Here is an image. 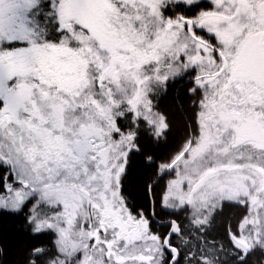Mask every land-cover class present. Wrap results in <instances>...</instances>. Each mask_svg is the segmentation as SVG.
<instances>
[{
  "label": "snow or ice",
  "instance_id": "1",
  "mask_svg": "<svg viewBox=\"0 0 264 264\" xmlns=\"http://www.w3.org/2000/svg\"><path fill=\"white\" fill-rule=\"evenodd\" d=\"M67 7L68 0H0V217L22 214L29 232L20 240L11 225L0 224V264H252L264 256V184L257 182L264 178V141L238 140L230 117L258 114L264 122V72L247 67L248 52L258 42L264 46V0H111L106 19L147 54L134 69L133 96L121 100L113 85L126 90L110 75L111 47L82 14L91 5L77 0L74 16ZM83 37L98 42L104 56L91 46L85 50ZM59 48L79 53L94 70L82 65L81 83L49 71ZM192 69L187 93L195 119L185 128L194 124L202 136L207 109L215 117L216 152L232 157L220 167L240 170L251 187L221 199L216 214L226 207L239 211L225 217L218 232L210 231L207 215L198 219V242L189 248L180 213L191 201L171 208V181L164 182L176 163H158L164 158L143 148L139 130H148L154 145L167 140L170 121L147 85L155 80L164 95L169 81ZM99 97L112 112L107 132ZM196 143L186 141L189 148ZM140 153L149 171L133 195L125 184L132 154ZM48 233L50 241L37 239Z\"/></svg>",
  "mask_w": 264,
  "mask_h": 264
},
{
  "label": "rangeland",
  "instance_id": "2",
  "mask_svg": "<svg viewBox=\"0 0 264 264\" xmlns=\"http://www.w3.org/2000/svg\"><path fill=\"white\" fill-rule=\"evenodd\" d=\"M91 7L86 14L89 24L95 29V35H103L107 44L111 47V61L109 62L110 75L120 82L122 89L126 91H117L113 85L115 99H127L133 96V89L136 79V72L142 63H146V53L144 46L135 41V37L130 35L126 30L120 29L119 25H111L106 19L112 9L110 7L111 0H85ZM169 4H174L176 0H168ZM77 0H68L66 13L69 16L77 14L73 7ZM109 29H111L109 31ZM85 50L91 46L94 51H99L104 56V51L100 49L98 42L92 41L89 37H84ZM258 44H260L258 42ZM62 48L56 49L51 53V61L56 60L59 63V69L64 71L61 76L69 81L81 83L84 78V69L77 66L78 63L72 64L69 68L68 63H64L61 57ZM93 59L92 56H90ZM60 61V62H59ZM81 62V61H80ZM61 63V64H60ZM87 64V63H86ZM95 68L94 65H84ZM247 67L250 71L260 75L264 72V48L259 49L257 45L248 52ZM195 71V69H192ZM189 70V71H192ZM160 87L155 80L147 85V91L150 95ZM101 99L104 100L102 97ZM102 101L101 103H103ZM205 115L200 117L202 128V136L197 139L196 145L188 151L190 155L187 159H176L175 176L169 184L168 204L171 208H177L181 200L191 201L190 208L192 217L201 219L205 215H209L220 206L221 199L235 198L243 196L251 185H246L245 175L238 169L229 167L228 169L220 167L228 164L232 157L222 155L216 152V141L219 139L216 127L213 123L215 117L207 110H203ZM231 119L236 121L239 128L237 139L247 140L249 138L255 141H264V122H261L258 114L254 117H246L242 112L230 113ZM108 126L102 124L101 128L107 132L111 121L108 120ZM115 152L109 151L108 155L114 157ZM113 159L109 160L111 164ZM235 164H245L246 161L234 160ZM185 182L187 187L185 188ZM258 183L264 184V178H258ZM55 196L56 193H50ZM215 205V208L213 207ZM76 213H73L75 219Z\"/></svg>",
  "mask_w": 264,
  "mask_h": 264
},
{
  "label": "trees",
  "instance_id": "3",
  "mask_svg": "<svg viewBox=\"0 0 264 264\" xmlns=\"http://www.w3.org/2000/svg\"><path fill=\"white\" fill-rule=\"evenodd\" d=\"M62 51L64 52L62 53L64 57H61V60H63L64 63H68L67 66L69 68L74 63H78L77 66H79L80 69L83 68L81 67L82 65H87V61L83 59L79 53L69 51L64 48H62ZM88 59L91 58L88 57ZM51 63L53 64V69H49V71L56 70L61 76V73L64 70L59 69V63L56 60L51 61ZM89 75H91V73H89ZM194 75V70L189 71L182 78H177L175 80L169 81L166 94L160 96V94L162 93V88L160 86L155 91V93L151 95L159 110L163 111L168 116V119L170 121V129L167 133V140L161 142L158 145H154L149 131L141 128L139 130V141L143 148L146 151H151L157 159L164 158L162 161H158V163H164L167 165L175 161L177 157L180 156V154L188 148V146L186 145L187 140L197 141V139L199 138L194 124L193 127L188 128L187 130L185 128L186 124H192L195 119V117L193 116V110L191 108V97L187 93V88L192 84V80L189 77ZM101 98L102 97H99L101 102L104 101ZM105 104L106 101L101 103V106L97 108V113L100 117V125L102 124V126L103 124L108 126V123H106L108 120L112 122V112L107 110ZM148 171L149 169L145 167L143 162V154H132L131 166L129 168L125 184L127 192L136 195L140 187L142 186L143 180L146 178V174ZM174 176L175 172L171 175H165L164 182L167 183L171 181ZM161 182H163V178ZM127 192L123 194L124 197L130 204L135 203L132 197L128 196ZM219 207L217 209H219ZM237 211H239V209H230V207H226L224 213L216 214L215 209L208 215L209 222L212 226L210 231L218 232L220 229V225L223 223L225 217L232 219L234 218L235 212ZM180 215L183 219V222L187 225L185 236L188 238V244L186 246L191 248L193 244L198 242L196 237L198 227L196 221L198 219L192 217V210L190 207L187 210L182 211ZM0 224H2L6 230L8 226L11 225L14 228V234L19 237L20 240H26L29 237V232L24 227L25 219L22 214L13 216L11 219H9L8 217H0ZM53 236V233L42 234L41 236L37 237V239L41 242H46L50 241ZM4 242L5 244H7L8 241L5 240ZM223 259L224 254H221V262H223ZM188 264H194V262L188 261ZM212 264H217V261L213 260ZM252 264H264V256L258 254L253 258Z\"/></svg>",
  "mask_w": 264,
  "mask_h": 264
},
{
  "label": "flooded vegetation",
  "instance_id": "4",
  "mask_svg": "<svg viewBox=\"0 0 264 264\" xmlns=\"http://www.w3.org/2000/svg\"><path fill=\"white\" fill-rule=\"evenodd\" d=\"M257 47H259V49H263L264 46H261V44H257Z\"/></svg>",
  "mask_w": 264,
  "mask_h": 264
},
{
  "label": "water",
  "instance_id": "5",
  "mask_svg": "<svg viewBox=\"0 0 264 264\" xmlns=\"http://www.w3.org/2000/svg\"><path fill=\"white\" fill-rule=\"evenodd\" d=\"M189 150V148L186 150V151H188ZM183 157L182 156H180V159H178V160H181ZM176 163V162H175Z\"/></svg>",
  "mask_w": 264,
  "mask_h": 264
}]
</instances>
